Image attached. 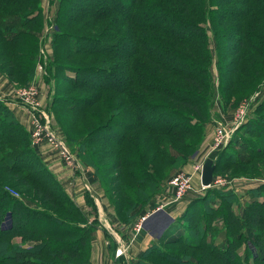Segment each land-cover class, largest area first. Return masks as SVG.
<instances>
[{
  "label": "rangeland",
  "instance_id": "rangeland-1",
  "mask_svg": "<svg viewBox=\"0 0 264 264\" xmlns=\"http://www.w3.org/2000/svg\"><path fill=\"white\" fill-rule=\"evenodd\" d=\"M210 3L207 4L208 10L211 7L214 8L213 11H217L221 6L214 4L213 7ZM60 5L61 0L39 2L41 16L36 19V30L27 41L28 44L22 46L23 51H21L27 59L29 53L33 56L30 58L34 66L31 73L23 72V76L17 77L16 71L14 74L16 77L13 76L12 68L7 66V62L0 56V106L5 105L12 112V118L7 116V120L13 125L8 138L16 137L14 138L16 146L10 144L12 150L7 149L12 156L7 152L4 155L9 159L18 156L21 151L26 156V161L23 162L26 168L35 175V179L39 180L41 185L43 184V194L49 190L56 194L55 197L53 196V204H48L43 200L44 196L35 193L34 187L33 189L24 184L16 187L14 183L8 181V184H12L11 186L6 184L5 189L14 193L18 199L25 198L32 209L45 211L48 214L54 213L62 219L65 217L70 223L82 228L83 231L79 236L86 244H90L91 252L94 238L98 231L101 232V237L106 241L105 247L108 245L111 247L107 252L111 254L112 264H255V258L260 256L258 242L264 240L262 235L256 234L255 230L258 228L241 226L237 230L236 237L233 238L229 236L227 221L223 220V213L228 204L230 209L232 206L231 212L235 217L245 219L247 209L253 200L249 194L251 190H248L247 181L242 184L243 180L238 181L236 187L240 191V196L248 195L250 198L245 196L240 199L239 196L235 202L219 196L218 202L212 204L218 205V207L212 206L216 211L210 213L208 217L207 206L203 203L194 204V208L187 216L184 212L185 207L183 208L185 204L172 200L178 195L177 189H179L173 181L180 174L192 178L191 187L183 196L186 200L204 197L209 189L221 193L225 191L215 187L205 191L201 189V170L208 158L218 162L214 173L217 179H264V158H253L250 160L251 163H247L249 156L237 145L250 140L246 132L247 128L256 120V111L264 106V57L255 59L252 55L248 58L250 62L245 65V60H240L235 54V48L232 50L233 44L236 43L233 37L238 34L235 27L240 24L223 22L216 14L214 16L216 20H212V23L207 22V19L201 23L209 46L208 61H211V66L209 61L208 65L205 63L202 67L203 70L205 68L208 70L205 76H201L203 86H200L201 89L193 84L188 85L182 78L174 76L171 73L173 69L166 64L167 56L163 55L162 62H165L164 66L169 68L168 72L165 69L158 70L156 66L151 65V69L155 71L152 77L143 80L145 85L154 91L171 92L175 88L174 90L191 93L176 94L173 90V94L160 95L135 89L141 96H136L134 90L133 93L128 92L130 95L121 97L115 92H110L105 93L96 103L88 105L85 114L79 112L74 114L69 109L73 104L78 103L74 99L80 96L81 92L72 88L67 77L74 79L75 72L64 71L61 68L59 70L57 65L73 67H83V65L78 62V56L76 61H67V56L62 50L59 58H56L54 42L55 35L59 33ZM64 7L65 10L71 9L67 5ZM155 10L157 9L150 7L144 15V19H152L145 22L151 28H157L163 21V13L158 14ZM245 31H249L248 36L246 34L245 37L248 42L254 32L246 28ZM200 37L194 35V41L199 43ZM263 42L264 39H261L259 45ZM30 44L35 46H29ZM1 49L0 47V51ZM159 54L154 52L152 56L157 59ZM187 59L194 61L189 57ZM108 63L111 64L112 61ZM180 63L173 62L174 65ZM183 63L181 66L185 69ZM84 64L95 67L103 65L101 62H94L91 57ZM255 64L258 65L256 68L253 67ZM120 71L123 79L125 70L120 69ZM82 76L84 81L90 80L91 83L101 81L99 73L95 71L88 76ZM17 94L33 95L30 100L38 103L40 111L25 107L19 101ZM195 94L201 106L198 112L171 100L186 97L196 101ZM123 102L135 107L136 112L144 113L146 116L156 115L157 119L161 118V115L164 116V125L173 127L172 123L177 119L183 123L176 134L170 133L171 128L161 134L153 133L150 134L151 136L141 135L137 139H130L132 146L136 139L142 143V147L140 145L135 149L132 147L133 150L128 155L132 162L125 161L126 166L120 167L116 163V148L113 147L112 142L111 146H108L102 140L106 141L108 135L119 137L121 128L118 126L121 123L126 125L132 122L130 115L126 113L128 107H124ZM182 129L189 130V133H182ZM91 132L93 136L90 137ZM145 137L149 139L145 141ZM227 140L228 143L225 145ZM22 141L24 143L18 145ZM218 141L222 143L219 146ZM62 143L82 168L75 167L68 161L67 155L59 147ZM147 143L151 145L150 149ZM232 155L234 160L239 162L235 166L225 164ZM89 156L91 163L85 161ZM5 177L13 179L10 174H5L3 178ZM150 180H155L158 184L156 194L152 193V186L150 188L146 186ZM256 186V188L261 186L264 188V183L260 186L258 183ZM225 192L223 195L226 194ZM258 201L264 202V198H259ZM8 202L12 203L10 200ZM165 203L178 204L177 206L180 207L181 219L177 229L166 235L165 240L147 254L150 255L149 258L140 259L139 255L138 261L132 258L129 260L128 245L130 246L131 241H135L142 233L141 218L147 217L143 222L145 227L151 213L157 212V208L165 206ZM60 208H67L73 212L78 210L80 214L77 213V216L75 213H66ZM42 217H37L36 214L30 217L34 230L39 228L42 233L58 231V225L53 222L48 224ZM132 224L134 226L131 229ZM72 229L74 226H71L68 233L76 234L77 229ZM64 231L65 229L62 232ZM84 231L88 234L85 235ZM75 237L62 238L65 242L72 243ZM173 240H178L177 242L180 243L177 244ZM14 241L24 246L33 244L30 241H23L20 237L15 238ZM118 249L124 250L125 255L118 257Z\"/></svg>",
  "mask_w": 264,
  "mask_h": 264
},
{
  "label": "trees",
  "instance_id": "trees-1",
  "mask_svg": "<svg viewBox=\"0 0 264 264\" xmlns=\"http://www.w3.org/2000/svg\"><path fill=\"white\" fill-rule=\"evenodd\" d=\"M39 2L40 0H0V47L2 48L0 56L7 62V66L12 68L11 74L13 76H15L16 71L18 72L16 74L17 77L23 76L24 73L29 74L34 67L33 62L30 61V58L33 57L31 53L27 55L29 56L28 61L24 57V52L21 51H23L22 46L28 44L27 41L34 34L33 31L36 30V19L41 16V9L38 7ZM208 2H211L210 4H213V7L216 4L221 6L217 11H213L214 8L211 9V7L208 10ZM66 5L71 7V9L65 10L64 6ZM60 7L58 14L59 33L55 35L56 39L54 42L56 58H59L60 50H62L67 56V61H76V56H78V62L83 65V67L57 65L59 70L61 68L64 71L73 70L75 72L74 79L67 77V79H70L72 88L81 92V95L75 96L76 98L74 99L78 103L73 104L69 109L74 114L76 112L85 114L87 106L96 103L99 98H103L105 93L115 92L121 97H125L126 94L130 95L129 93H133L135 89H138L143 92L159 93L160 95L173 94L175 88L171 92L154 91L144 83L145 79L152 77L155 71L151 69L152 66H156L158 70L165 69L168 72L167 69L169 68L164 66L165 62H162L161 56L163 55L167 56L168 63L166 64H169V67L173 69L170 70L174 76L182 78L188 85L193 84L199 87L198 89H201L200 86L203 87L201 76H205L208 70L206 68L203 70L202 67L205 63L208 65L210 61H208L209 56L207 55L209 46L201 23H204L206 19L208 20L207 22L212 23V20H216L214 19L215 14L217 17H221L223 22L232 25L233 23L236 25L240 24L235 27L237 29L235 31L238 34L233 37L236 43L233 44L232 50L235 48V54L239 56L240 60H245V65L250 62L248 58L252 55L255 59L264 57V42L259 45L260 40L264 39V0H61ZM150 7L157 9L155 11H158V14L160 12L163 13V21L159 22L160 25L157 28H151L149 24H145V22L152 20L144 19L145 12ZM245 28L254 32L248 42L245 37L246 34L248 36L249 31L246 32ZM196 34L201 36L199 43L194 41V35ZM254 40H258V42H254ZM29 46H35V44H30ZM154 52L160 53L159 58L156 59L152 56ZM89 57L93 58L94 62H101L103 65L95 67V65L88 66L84 64ZM187 57L194 61H189ZM255 59L253 60L255 61ZM109 61H112V63L109 64ZM176 61L181 63L174 65L173 62ZM182 62H184L185 69L181 66ZM209 65L211 66V61ZM257 66L255 64L253 67L256 68ZM120 69L125 70L123 79H121ZM94 71L97 74L99 73L100 83L98 81L95 83H91L90 80L89 82L87 80L84 81L82 75L88 76ZM174 91L176 94L191 93L178 89ZM137 92L136 90L134 91L135 95L141 96L139 95L140 92L138 94ZM194 98L196 101L186 97H177L171 100L198 112L201 108L200 101L197 100L196 94ZM123 106L128 107L126 113L128 112L132 122L126 125L121 123L118 126L121 128L119 137L108 135L107 138L105 137L106 141L105 139L102 140L108 146H111L110 143L112 142L111 144L114 145L113 147L117 151L116 163L120 167L125 165V161L132 162L128 155L133 148H138V145L142 147V143L136 140L138 137L141 135L149 136L153 133L161 134L171 130V128L172 131L170 133L176 134L183 123V121L177 119L173 121V127H171L163 124L165 120L162 115L161 118L157 119L156 115L146 116L144 113L136 112L135 107H131L124 102ZM7 116L12 118V112L5 105L0 106L1 263L91 264L90 244H86L80 238L83 231L82 228L70 223L65 217L62 219L57 214H48L45 211L32 209L25 198L18 199L5 189L6 184L11 186L12 183L16 187L23 184L31 188L34 187L35 193L44 196L43 200L48 202V204H53V196L56 194L51 190L43 194V184L41 185V182L35 179V175L26 168L23 163L26 161V156L21 151H19L18 156L10 157L9 159L7 158L8 156L4 155L7 149L8 151L12 150L9 147L10 144L16 146V142H14L16 137L8 138L9 131L13 125L11 121L7 120ZM181 132L189 133V130L182 129ZM246 132L250 140H245L240 144L236 142V144L249 156L248 160H246L247 163H251L250 160L253 158H264V106L256 111V120L249 124ZM91 136H93V132H91ZM134 138L136 139L132 146V140L130 139ZM144 139L146 141L149 138L145 137ZM23 143L24 141L18 143V145ZM147 147L150 149L151 145L147 143ZM89 158L90 156L85 160L87 163H91ZM227 162L225 164L234 166L239 163L234 160L233 155L229 157ZM5 174L12 175L13 179L3 178ZM8 181L12 183H9V185ZM146 186L147 188L152 186V193L156 194L158 184L155 180H150ZM219 193L221 192L209 189L204 197L194 198L185 214L189 215L194 208V204L203 203L207 206L208 217L210 213L216 211L214 207H218V205L212 204L218 202L219 196L226 200L229 199V201L235 200V202L239 199V196L233 192L228 191L224 195ZM249 194L253 197V200L247 209L244 220L234 216L231 212L232 206H230V209L229 204L223 213V220L227 221L230 237L235 238L237 230L241 226L246 225L257 227L259 230H255L256 234L262 235V238H264V202L258 201L259 198H264V188L261 186L252 189ZM63 196L65 195L63 194ZM8 200L12 203L9 204ZM60 210L66 213H75L77 216L80 214L78 210H74V212L67 208H60ZM55 212L57 211L55 210ZM35 214L37 217L43 216L42 218L48 224L50 222L55 223L61 230L58 228V231H44V233L39 231V228L34 230L30 217ZM71 226H74L75 230L77 229L76 234L68 233ZM64 229L65 231L62 232ZM84 233L85 235L88 234L86 231ZM65 236L70 238L76 236L77 238L75 237L74 242L67 243L62 238ZM18 237L33 244L31 246L19 244L14 241ZM177 241L175 240L174 242L180 243V241ZM157 245L154 244L152 248L142 253L140 259L149 258L150 255L147 254L152 252ZM232 245H234V242ZM258 247L260 248V256L255 258V264H264L263 239L259 240Z\"/></svg>",
  "mask_w": 264,
  "mask_h": 264
},
{
  "label": "crops",
  "instance_id": "crops-1",
  "mask_svg": "<svg viewBox=\"0 0 264 264\" xmlns=\"http://www.w3.org/2000/svg\"><path fill=\"white\" fill-rule=\"evenodd\" d=\"M242 181V180H238ZM237 181V182H238ZM243 180L242 183H247L249 188L248 190L252 191V188L255 189L260 182L257 180L247 181ZM251 182V183H249ZM258 182V183H257ZM237 184V183H236ZM237 188V187H236ZM238 196H240V191L237 190ZM250 191V192H251ZM248 198L250 196L245 195ZM245 196H240L245 197ZM196 198V197H195ZM194 200L193 198L190 199H183L180 203H184L183 208L185 207L186 212L188 210V205L190 202ZM164 209L161 211H157L155 213H151V216L147 220V223H145V227H142V233L141 235L137 236V239L135 241H131L130 246L128 245V257L129 260L132 258L138 261L139 255L141 256L142 253L152 248L154 244L160 243L162 240H165L166 235H169L171 232L175 230V228L178 226L180 217V207H178V204H164ZM178 205V206H177ZM180 217V218H179ZM132 229V228H131ZM177 229V228H176ZM102 236L101 232H97L96 238H94L93 248H92V256H91V263L92 264H112V258L111 254L107 252L109 250L107 247H105L104 242H106ZM122 241V240H121ZM121 245V244H120ZM111 246V245H110ZM127 246V245H126ZM132 254V255H131Z\"/></svg>",
  "mask_w": 264,
  "mask_h": 264
},
{
  "label": "built area",
  "instance_id": "built-area-1",
  "mask_svg": "<svg viewBox=\"0 0 264 264\" xmlns=\"http://www.w3.org/2000/svg\"><path fill=\"white\" fill-rule=\"evenodd\" d=\"M35 94V91L34 93ZM33 96V95H28V94H24V95H18L17 94V97L20 99H18L25 107L29 108L30 110H34V111H40V109L38 108V103L36 101H31L30 100V97ZM239 113H241L239 111ZM223 140V138H222ZM228 143V140L225 142V145ZM219 144H222L220 141H218V146ZM62 148L63 152L67 155L68 157V161L75 167H78V168H82L81 166H79L78 164V161L77 159L67 150V148L64 146V144L62 143L61 146H59ZM202 169V168H201ZM201 175H202V170H201ZM200 175V177H201ZM191 180L192 178L191 177H186L184 176L183 174H180L179 177H175L174 181H173V184L178 187L179 186V189H177V193L178 195H176L172 200L173 202H180L181 200L185 199L183 196L187 193L186 191L188 189H190L191 185ZM202 180V179H201ZM239 179H231V178H223V179H217V177L214 176V181L213 183L208 186V187H205L203 186V184H201V189L202 190H206V189H209V188H218V189H224L225 191H229V192H233L235 193L236 195H238V189L236 188V183ZM241 180H247V181H252V180H257L260 182V185L264 183V179L262 178H252L251 180H248V179H241ZM7 191L10 193V191L7 189ZM12 196H15L16 195L13 193H10ZM171 200V202H172ZM164 209V206H159L157 208L156 211L158 210H162ZM147 219V217H143L141 218V222H142V226H140V229H142L143 227V222ZM134 225H131V228H133ZM123 255H125V252L124 250L122 249H118L117 250V256L118 257H122Z\"/></svg>",
  "mask_w": 264,
  "mask_h": 264
},
{
  "label": "water",
  "instance_id": "water-1",
  "mask_svg": "<svg viewBox=\"0 0 264 264\" xmlns=\"http://www.w3.org/2000/svg\"><path fill=\"white\" fill-rule=\"evenodd\" d=\"M204 166L202 169V184L205 187L210 186L214 181V173L217 168V162L213 161V159L208 158L204 162Z\"/></svg>",
  "mask_w": 264,
  "mask_h": 264
},
{
  "label": "bare ground",
  "instance_id": "bare-ground-1",
  "mask_svg": "<svg viewBox=\"0 0 264 264\" xmlns=\"http://www.w3.org/2000/svg\"><path fill=\"white\" fill-rule=\"evenodd\" d=\"M237 128V127H236ZM235 135V134H234ZM101 202V201H100Z\"/></svg>",
  "mask_w": 264,
  "mask_h": 264
}]
</instances>
